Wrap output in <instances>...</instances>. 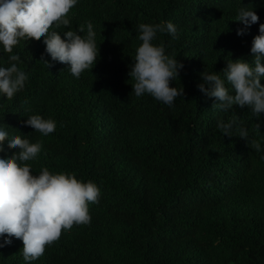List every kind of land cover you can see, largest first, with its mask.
Instances as JSON below:
<instances>
[{
    "label": "trees",
    "instance_id": "1",
    "mask_svg": "<svg viewBox=\"0 0 264 264\" xmlns=\"http://www.w3.org/2000/svg\"><path fill=\"white\" fill-rule=\"evenodd\" d=\"M242 4L264 23V0H79L70 27L85 26L86 35L90 21L99 47L96 64L79 79L64 64L47 67L43 37L13 47L28 79L13 97L0 96V123L42 143L27 162L34 175L47 167L100 188L99 202L88 205L91 223L62 230L32 264H264V125L256 128L247 107L214 109L196 87L204 70L251 61L259 23L236 35ZM166 21L178 38L158 33L153 43L185 65L170 85L184 88L172 107L135 97L128 75L141 43L138 25ZM8 55L0 51V64ZM234 113L247 140L217 128ZM32 114L55 120V131L42 136L19 123ZM0 143V154L17 151ZM22 247L13 238L0 248V264H25Z\"/></svg>",
    "mask_w": 264,
    "mask_h": 264
},
{
    "label": "clouds",
    "instance_id": "2",
    "mask_svg": "<svg viewBox=\"0 0 264 264\" xmlns=\"http://www.w3.org/2000/svg\"><path fill=\"white\" fill-rule=\"evenodd\" d=\"M79 0H0V51L8 53L7 65L0 64V96L11 98L25 86L28 73L20 67V54L13 51L21 38L40 39L50 60H43L47 67L53 62L67 66L70 74L79 79L81 74L92 69L99 57L96 32L93 24L86 22L72 30L68 13ZM237 36H245L260 17L253 7L243 4L236 10ZM65 28L66 31L54 29ZM63 34V38L61 36ZM158 33L178 38V29L171 21L141 23L129 77L135 97L150 95L155 100L172 107L178 96H184V88L170 86L185 70V65L173 55L166 54L163 43L154 44ZM251 61L242 58L229 59L220 72L199 73L198 91L212 99V107L227 112L235 106L247 107L257 119L256 128L264 125V23H259L258 34L251 41ZM219 73H222L221 76ZM19 121L30 126L42 136L56 129V121L39 114L26 116ZM9 126L0 123V141L14 147L12 154H0V248L9 246L13 238L22 241V257L25 264H32L45 252V247L57 241L63 231L73 225L91 223L89 204L99 202L100 188L92 180L83 181L75 174L50 172L43 167L33 174L31 164L41 152L42 143L30 142L26 136L9 132ZM223 137L232 138L234 131L241 139H248V131L234 113L228 120L217 121ZM257 152L258 141L252 142ZM4 145L0 143V151ZM264 159V156H261Z\"/></svg>",
    "mask_w": 264,
    "mask_h": 264
}]
</instances>
